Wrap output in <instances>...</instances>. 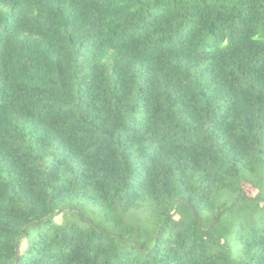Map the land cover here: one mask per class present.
<instances>
[{"label": "trees", "instance_id": "obj_1", "mask_svg": "<svg viewBox=\"0 0 264 264\" xmlns=\"http://www.w3.org/2000/svg\"><path fill=\"white\" fill-rule=\"evenodd\" d=\"M0 264H264V0H0Z\"/></svg>", "mask_w": 264, "mask_h": 264}, {"label": "rangeland", "instance_id": "obj_2", "mask_svg": "<svg viewBox=\"0 0 264 264\" xmlns=\"http://www.w3.org/2000/svg\"><path fill=\"white\" fill-rule=\"evenodd\" d=\"M57 219L59 220V219H60V217H57Z\"/></svg>", "mask_w": 264, "mask_h": 264}]
</instances>
